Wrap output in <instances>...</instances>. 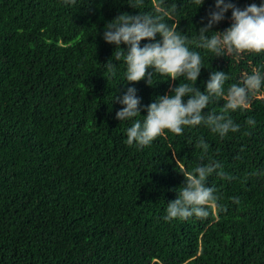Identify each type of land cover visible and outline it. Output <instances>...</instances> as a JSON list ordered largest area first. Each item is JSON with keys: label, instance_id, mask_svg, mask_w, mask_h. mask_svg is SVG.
I'll return each mask as SVG.
<instances>
[{"label": "trees", "instance_id": "obj_1", "mask_svg": "<svg viewBox=\"0 0 264 264\" xmlns=\"http://www.w3.org/2000/svg\"><path fill=\"white\" fill-rule=\"evenodd\" d=\"M172 2L178 30L192 37L214 0L197 9ZM136 11L124 0H0V264H264V94L231 113L242 124L252 117L250 131L221 139L204 127L165 130L148 146L128 145L131 121L116 118L123 106L113 96L132 85L146 106L179 82L123 81L103 27ZM229 17L212 30L223 31ZM202 57L201 91L213 70L231 83L264 64V53L239 63ZM109 59L114 76L103 68ZM222 105L214 100L202 112ZM215 162L223 175L206 178L218 196L209 216L163 220L183 172Z\"/></svg>", "mask_w": 264, "mask_h": 264}, {"label": "clouds", "instance_id": "obj_2", "mask_svg": "<svg viewBox=\"0 0 264 264\" xmlns=\"http://www.w3.org/2000/svg\"><path fill=\"white\" fill-rule=\"evenodd\" d=\"M72 2L65 0L66 4ZM124 2L137 10L135 14L119 13L104 24L102 33L105 42L115 45V59H122L123 81L146 79L149 85H153L154 77L156 81H179L175 86L170 85L168 93L158 95L146 106L140 105L141 98L132 85L121 95L113 96L112 100L123 106L116 111V118L131 121L125 129L128 145L148 146L158 136L165 135V130L179 135L186 129L204 127L223 139L229 133H238L242 128L250 131L256 125L250 116L243 124L236 122L231 113L248 110L254 98L264 94V64L241 72L239 78L231 83H227L229 73L213 70L203 91L195 83L204 67L202 51L212 58L227 57L232 63H239L249 53H264V0L243 8L232 0H214L192 37L178 30V10L172 0H152L150 6L148 0ZM189 2L197 9L203 0ZM229 10L230 25L223 31L212 30L214 25L225 19ZM142 40L147 42L141 46ZM121 44L126 46V51L120 47ZM103 68L109 75L117 73V65L112 59L104 63ZM221 99L223 105L217 114L202 112L212 101ZM141 107H144L145 115L140 114ZM138 114L142 119H135ZM197 147L206 151L209 146L199 140ZM220 168V163L215 162L184 171L185 181L176 191L175 199L167 202L162 219L209 216L218 196L215 188L206 186L205 181L214 170L217 175H223Z\"/></svg>", "mask_w": 264, "mask_h": 264}]
</instances>
